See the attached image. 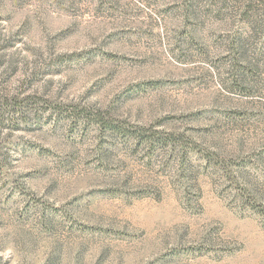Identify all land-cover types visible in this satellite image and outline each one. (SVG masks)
Masks as SVG:
<instances>
[{
  "label": "rangeland",
  "instance_id": "obj_1",
  "mask_svg": "<svg viewBox=\"0 0 264 264\" xmlns=\"http://www.w3.org/2000/svg\"><path fill=\"white\" fill-rule=\"evenodd\" d=\"M0 264H264V0H0Z\"/></svg>",
  "mask_w": 264,
  "mask_h": 264
},
{
  "label": "trees",
  "instance_id": "obj_2",
  "mask_svg": "<svg viewBox=\"0 0 264 264\" xmlns=\"http://www.w3.org/2000/svg\"><path fill=\"white\" fill-rule=\"evenodd\" d=\"M246 11L244 12L245 14H246ZM9 107H10V109L15 110L14 107H13V105H10ZM102 120L103 119L98 120V121H100V124L99 125H102V127L105 128V129H110V126H106V124L104 122H102Z\"/></svg>",
  "mask_w": 264,
  "mask_h": 264
}]
</instances>
